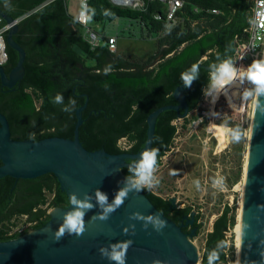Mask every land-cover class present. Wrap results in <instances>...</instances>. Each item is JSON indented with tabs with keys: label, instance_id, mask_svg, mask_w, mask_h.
Instances as JSON below:
<instances>
[{
	"label": "trees",
	"instance_id": "1",
	"mask_svg": "<svg viewBox=\"0 0 264 264\" xmlns=\"http://www.w3.org/2000/svg\"><path fill=\"white\" fill-rule=\"evenodd\" d=\"M14 1L19 7L14 17H23L14 39L26 51V60L22 88L6 109L0 108L9 120L12 137L29 140V133L34 132L36 141L51 137L73 139L76 111L88 100L82 113L80 141L90 152L105 150L110 154L139 153L144 148L148 116L163 106L179 104L174 93L184 87L180 74L194 63L203 66L199 67L193 87L185 88V96L189 111L199 106L209 86L210 70L204 66L229 58L234 61L236 41L243 38V31L249 26L252 7L250 0H186L176 26L167 32V23L153 17L159 3H150L146 12H138L114 7L109 0H90L89 7L95 10L92 21L140 20L145 25L142 32L148 37L161 34L158 53L142 62H130L111 53L106 45L92 49L69 14L66 0H54L44 6L48 0ZM214 9L220 13L213 14ZM8 54L7 65L16 66L18 52L8 46ZM109 65L112 70L105 75L103 70ZM57 93L63 95L65 105L69 97L76 99L74 112H64L62 105L52 102ZM178 118L174 110L157 118L152 148L159 149L158 167L172 146ZM122 139L130 143L128 149L119 146ZM123 173L128 175L127 168ZM142 192L175 223L191 214L190 207L175 208L152 191ZM68 199L53 174L31 180L9 176L0 179V242L16 240L28 232L10 231L13 224L7 223L14 216H26L30 228L39 230L51 219L48 210L68 208ZM230 213L227 207L207 234L202 264H208L212 252L217 257L213 264L228 262L227 250H234V245L228 246L226 234L236 225V215ZM199 231L198 225L197 235Z\"/></svg>",
	"mask_w": 264,
	"mask_h": 264
},
{
	"label": "water",
	"instance_id": "2",
	"mask_svg": "<svg viewBox=\"0 0 264 264\" xmlns=\"http://www.w3.org/2000/svg\"><path fill=\"white\" fill-rule=\"evenodd\" d=\"M0 16L5 23H13L7 43L19 54L10 77L0 66L4 85L10 87L24 77L26 51L14 39L18 23L2 10ZM204 67L210 70V67ZM186 91L185 87H178L174 93L178 105L163 106L148 116L147 140L139 153L90 152L83 147L79 130L84 122L82 113L88 100L76 111L73 139L16 140L12 137L8 118L0 112V179L9 176L15 180H31L53 174L68 198L73 192L81 199L87 193L93 197L91 203L95 205L84 217L86 231L83 235L76 237L66 233L59 242L54 241L52 233L58 230L64 213L71 210V205L66 209L53 208L55 214H50V221L41 229L16 240L0 242V264H114L102 258L99 249L126 240L134 242L127 251L126 264H152L156 259L162 264H198V252L189 239L197 235V229L184 232L182 226L160 212L142 191L130 192L123 205L111 213L108 220L93 219L101 212L95 200V191L99 189L106 193L109 203L112 202L117 191L123 187L126 177L123 169L127 168L128 160L138 159L145 148H152L157 118L167 110L178 112L179 118L187 117L190 111ZM257 99L259 106L255 102L251 125L240 232V264H264V97ZM170 202L177 207L173 201ZM135 212L144 216L162 213L160 218L166 221L167 226L159 233L152 224L145 229L143 221L129 218ZM191 217L190 220L185 217V225L194 223L192 214ZM52 221L56 222V226H52ZM131 225L135 226V235H132ZM124 228H128V234L123 232Z\"/></svg>",
	"mask_w": 264,
	"mask_h": 264
},
{
	"label": "rangeland",
	"instance_id": "3",
	"mask_svg": "<svg viewBox=\"0 0 264 264\" xmlns=\"http://www.w3.org/2000/svg\"><path fill=\"white\" fill-rule=\"evenodd\" d=\"M67 7L69 14L75 18L78 3L68 0ZM104 27L107 35L119 36L117 54L126 61L142 62L160 50L158 39L144 38L142 28L134 21L117 18L105 23ZM248 87L251 88V85ZM244 91L245 87L236 80L219 93L211 96L204 93L199 106L188 113L186 120L178 118L174 122L177 127L174 141L162 157L156 172L159 186L151 190L173 201L179 208L190 207L194 219L198 218L199 234L189 238L198 252V264H202L207 234L213 230L215 220L227 207L231 210L230 215H236V225L226 234L228 246L234 245V250H227L226 264L240 262L236 227L243 213L246 185L244 170L248 164L255 104L254 99H244ZM237 126L244 133L239 142L233 141L225 133V127ZM119 146L128 149L130 143L122 139ZM217 179H222V184H215ZM196 181H199V187ZM47 197L50 199L51 195L47 194ZM48 213L55 214V211L51 209ZM26 220V216H14L7 224H13L12 233L27 230L26 235H30L35 230L30 228ZM52 226H56V222L52 221Z\"/></svg>",
	"mask_w": 264,
	"mask_h": 264
},
{
	"label": "clouds",
	"instance_id": "4",
	"mask_svg": "<svg viewBox=\"0 0 264 264\" xmlns=\"http://www.w3.org/2000/svg\"><path fill=\"white\" fill-rule=\"evenodd\" d=\"M95 10L91 9L87 0H81V11L74 18V22L87 23L92 19ZM105 14H108L107 12ZM250 24H254L256 27H260L264 24V4L261 0H257V7L255 16L249 20ZM4 44L0 39V49H3ZM111 66H106L104 74L107 75L111 72ZM199 76V63H194L190 68L180 74V80L185 88L191 87L194 80ZM239 80L241 83L247 81L251 88L246 89L243 93L245 100L254 99L259 106L257 98L264 97V58L254 60L246 68H237L233 59H224L219 63H212L210 65L209 72V86L204 90L206 96H211L214 93H219L226 86L231 85L234 81ZM107 87V86H105ZM54 104L62 105V111L72 113L76 109L77 101L75 98L69 97L67 105L64 104V97L62 94L57 93L52 101ZM32 126L35 127V122H32ZM225 133L236 142H239L244 135L242 130L237 126L236 128L225 127ZM28 139L30 141H36V134L29 133ZM158 148H145L139 155L138 159L130 160L127 162L128 175L125 177L123 187H121L115 194L111 203L108 201L106 193L97 189L95 191V200L99 205L101 212L93 219L106 221L109 219L111 213L115 212L121 207L127 199L130 192L139 193L144 190L151 191L159 186V179L156 175L158 170ZM175 174V172L173 173ZM222 179L214 181L215 184H222ZM196 186L199 187V181H196ZM92 196L87 193L83 198H78L77 193L73 192L69 195L68 206L71 205V210L67 211L63 215V221L58 230L52 233L55 242H59L64 235H75L80 237L86 231L85 227V215L95 205L91 203ZM162 213L156 215L144 216L139 212L132 213L130 219L143 221V227L146 229L149 224H152L154 229L159 233L167 226L166 221L161 219ZM132 235H135L134 225ZM51 231V229H48ZM128 228H124L123 232L128 234ZM134 242L132 240H126L110 244L107 247H101L99 249L102 258L114 262V264H126L127 251ZM216 253L212 252L208 256V264H213L216 259ZM152 264H162L159 259L153 260Z\"/></svg>",
	"mask_w": 264,
	"mask_h": 264
},
{
	"label": "built area",
	"instance_id": "5",
	"mask_svg": "<svg viewBox=\"0 0 264 264\" xmlns=\"http://www.w3.org/2000/svg\"><path fill=\"white\" fill-rule=\"evenodd\" d=\"M54 0H48L44 5L52 2ZM68 1V0H66ZM77 2L79 5L77 15L81 11V0H70ZM252 2V7L250 11V19L255 16V11L257 7V0H250ZM90 0H87L89 6ZM112 6L129 9L138 12H146L150 3H159V8L154 12L153 17L156 21H165L166 31L176 26L178 22V15L181 10L184 8L186 0H109ZM261 3L264 4V0H261ZM195 11H198L197 9ZM213 14H219L218 10H212ZM76 15V16H77ZM23 17L15 20L16 23L20 22ZM128 19V18H126ZM249 19V20H250ZM140 25L142 29L145 28V25L140 20H132ZM78 27L83 30V38L90 45L92 49L106 45L108 50L117 54L118 52V43L119 36H109L106 34V30L103 22L88 21L87 23L76 22ZM13 23H5L3 18L0 16V39H2L4 47L0 49V66H5L9 61L8 54V43L6 35L11 29ZM165 34V32H164ZM147 39H153V36L145 35ZM161 37L157 35V39ZM237 47L234 54V63L237 68H246L254 60L263 58L264 55V24H261L260 27H256L254 24H250L243 31V38L237 39ZM242 85L245 87V90L248 89L249 83L244 81ZM20 230L19 232H22Z\"/></svg>",
	"mask_w": 264,
	"mask_h": 264
},
{
	"label": "flooded vegetation",
	"instance_id": "6",
	"mask_svg": "<svg viewBox=\"0 0 264 264\" xmlns=\"http://www.w3.org/2000/svg\"><path fill=\"white\" fill-rule=\"evenodd\" d=\"M15 4L16 3L14 0H8V1L0 0V10H2L8 17L12 18L14 21L17 20L14 17V15L18 11ZM7 36H8V33L6 35V39H7ZM7 64L2 67H3V70L6 76L10 77L12 70L15 68V66L12 67L11 65H7ZM21 88H22V80L15 83L14 85L10 87L4 85V82H3V79L0 73V108L6 109L10 101L16 97L17 93L19 92ZM1 165H2V162L0 161V166ZM185 217H187L186 220H190L192 218L191 214L185 215L182 220L180 221L177 220L178 221L177 225L182 226L183 227L182 229H184L186 233H190L194 228L198 229V223L196 222V219L194 220L193 224L185 225V222H186Z\"/></svg>",
	"mask_w": 264,
	"mask_h": 264
},
{
	"label": "bare ground",
	"instance_id": "7",
	"mask_svg": "<svg viewBox=\"0 0 264 264\" xmlns=\"http://www.w3.org/2000/svg\"><path fill=\"white\" fill-rule=\"evenodd\" d=\"M245 180H246V178H247V167L245 168ZM246 182V181H245ZM246 186V185H245ZM244 188V187H243ZM243 201V200H242ZM241 223H242V215H240V218H239V222H238V225H237V227H236V230H237V233H238V243H239V249H240V257H241V240H240V232H241ZM240 261V260H239ZM239 264H240V262H239Z\"/></svg>",
	"mask_w": 264,
	"mask_h": 264
},
{
	"label": "crops",
	"instance_id": "8",
	"mask_svg": "<svg viewBox=\"0 0 264 264\" xmlns=\"http://www.w3.org/2000/svg\"><path fill=\"white\" fill-rule=\"evenodd\" d=\"M77 3V2H76ZM16 8H17V10H19V7H17V5H16ZM143 34H144V36L147 34L146 32H143ZM145 38H146V36H145ZM153 38H156L157 39V36H155V35H153Z\"/></svg>",
	"mask_w": 264,
	"mask_h": 264
}]
</instances>
